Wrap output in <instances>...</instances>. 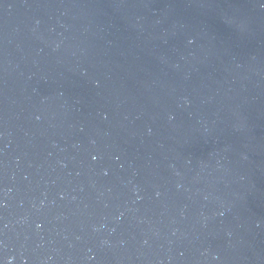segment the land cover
<instances>
[{
    "label": "water",
    "instance_id": "95a60500",
    "mask_svg": "<svg viewBox=\"0 0 264 264\" xmlns=\"http://www.w3.org/2000/svg\"><path fill=\"white\" fill-rule=\"evenodd\" d=\"M0 264H264V0H0Z\"/></svg>",
    "mask_w": 264,
    "mask_h": 264
}]
</instances>
